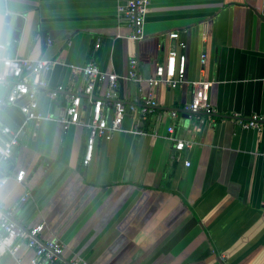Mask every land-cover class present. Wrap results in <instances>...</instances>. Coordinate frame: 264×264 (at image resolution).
<instances>
[{
  "label": "crops",
  "instance_id": "crops-1",
  "mask_svg": "<svg viewBox=\"0 0 264 264\" xmlns=\"http://www.w3.org/2000/svg\"><path fill=\"white\" fill-rule=\"evenodd\" d=\"M118 0H0V44L5 53L52 62L42 75L50 89L37 96L46 117L27 122L21 98L1 105L8 87L0 84V145L19 133L0 171V211L24 231L42 224L41 242L58 240L65 261L87 264H264V129H245L264 115V0H150L139 42L119 18ZM6 15L12 17L1 41ZM23 18L14 47V19ZM178 33L177 40L169 38ZM100 47L94 49L96 41ZM174 47L186 57L185 81L176 89L163 83L126 79L129 61L147 79L165 65ZM4 51L0 50V58ZM205 55L201 65L200 57ZM93 57L98 69L119 77L117 94L133 102L152 93L158 107L140 120L126 115L122 131L97 139L92 160L83 164L87 129L63 125L67 95L81 94V69ZM210 82L216 113L200 119L185 111L189 81ZM10 85V84H9ZM106 83L96 94L102 95ZM176 112V116L171 114ZM189 141L179 152L167 137ZM189 162V167L185 166ZM25 177L15 181L18 171ZM29 198L21 201L24 194ZM26 229V230H25ZM25 241L0 264H27Z\"/></svg>",
  "mask_w": 264,
  "mask_h": 264
},
{
  "label": "built area",
  "instance_id": "built-area-1",
  "mask_svg": "<svg viewBox=\"0 0 264 264\" xmlns=\"http://www.w3.org/2000/svg\"><path fill=\"white\" fill-rule=\"evenodd\" d=\"M120 5L117 8L119 18L126 22L130 33L124 36L125 39L139 42L144 38V25L146 16L149 12L150 0H118ZM171 40L178 39V33H170ZM100 47V41L97 40L94 49ZM0 50L4 51L0 58V84L8 87L6 96L1 105H11L16 100L24 98L26 102L20 106V111L27 122L37 123L46 119L38 110L37 96L44 91L49 97H56L63 92L62 87L50 89L46 81L41 78L35 83L28 82L27 76L32 73L43 75L50 67V61L44 59H29L24 57L11 56L5 53L6 46L0 44ZM205 55H201L200 63L204 65ZM137 61H129V70L126 79L135 83L147 82L149 86L157 83H163L171 89H176L185 81L186 57L172 47L166 58L165 65H159L153 76L142 79L136 73ZM84 78V87L81 94L67 95V105L65 114L59 121L65 125L82 126L87 129L88 137L85 145L83 164L88 165L93 156L94 147L97 139H112L117 133L122 131L123 120L126 115L134 118L132 132L145 134L138 129L140 120L146 118L158 107L157 100L152 93L141 97L140 101L126 102L119 98L117 87L119 77L114 74L101 72L94 58L91 56L88 63L81 69ZM106 83V90L102 95L96 94V89L101 83ZM192 88L191 101L186 105L185 111L193 117L200 119L202 115H214L216 113L209 99L210 82L206 80H197L188 82ZM10 84V85H9ZM171 114L176 116V112ZM233 122L245 129L262 130L264 129V115H252L248 120L238 118L233 115ZM2 134L8 136L6 146L0 145V161H6L11 154L12 147L18 145L19 133L12 132L9 128L3 127ZM174 128H167V137L174 141L175 149L179 152L192 147L189 141L178 140L173 137ZM189 162L185 166L189 167ZM25 177L23 170L18 171L15 181L21 183ZM8 181V177L0 171V189ZM29 193L24 194L21 201L29 198ZM44 225L39 224L31 229L24 231L18 227L11 217L0 211V258L4 255L15 256L19 249L20 241H25L26 246L32 251V256L27 264H87L82 260L65 261L62 258L64 247L61 243L52 239L41 242L39 235L43 232Z\"/></svg>",
  "mask_w": 264,
  "mask_h": 264
},
{
  "label": "water",
  "instance_id": "water-1",
  "mask_svg": "<svg viewBox=\"0 0 264 264\" xmlns=\"http://www.w3.org/2000/svg\"><path fill=\"white\" fill-rule=\"evenodd\" d=\"M11 20H12V17L10 15H6V17L4 19L3 29H2V38H1L2 42H5L6 34L8 32V28H9V25L11 23ZM23 22H24V20L20 16H17L14 19V30H13V32L11 34V40L14 41V47H16L17 43L20 40V35H21V29H22V26H23ZM11 220L17 225V222L13 218H11ZM17 226L19 227V225H17Z\"/></svg>",
  "mask_w": 264,
  "mask_h": 264
}]
</instances>
